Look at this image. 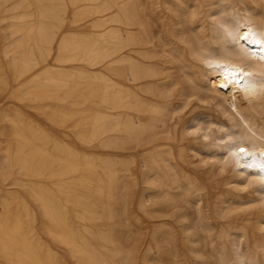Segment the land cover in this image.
<instances>
[{
    "label": "bare ground",
    "instance_id": "6f19581e",
    "mask_svg": "<svg viewBox=\"0 0 264 264\" xmlns=\"http://www.w3.org/2000/svg\"><path fill=\"white\" fill-rule=\"evenodd\" d=\"M240 1L0 0V94L34 109L0 108V264H264V0Z\"/></svg>",
    "mask_w": 264,
    "mask_h": 264
},
{
    "label": "rangeland",
    "instance_id": "374dc122",
    "mask_svg": "<svg viewBox=\"0 0 264 264\" xmlns=\"http://www.w3.org/2000/svg\"><path fill=\"white\" fill-rule=\"evenodd\" d=\"M163 1V0H161ZM243 8H244V4L242 1L238 0L237 2V9L240 15H244L243 14ZM58 35H60V33H57ZM32 77V76H31ZM13 86V85H12ZM17 89V88H16ZM57 108H61L62 110H71L69 106L64 107L63 104H58L56 105ZM2 107H7V108H12L13 110H23L25 113H27L28 115H33L32 112L34 111V109H25L23 108L22 103H18L17 101L13 100L10 97V92L9 90L3 91L0 94V108ZM39 107L38 105H33L32 108H36ZM89 107H81V108H76V113L79 116H86L91 114L90 109H87ZM194 110V111H193ZM183 113L181 111H179L176 115L174 116V119L170 121V124L174 127H176V129L179 130V133H181L182 129L184 126H186L187 124H192L195 116H204V114H207L208 111L204 109V107L200 104H195V103H191L188 106H186L185 109H182ZM47 129L49 130V132H51V134L55 137L61 136L63 137V132L59 131L57 129H54L52 127L49 126V124H46ZM51 130V131H50ZM70 141L72 142V144L79 148L80 150L86 151L87 153H90L91 155H109V156H113L116 155L117 153L115 151H105V150H90L88 149L85 145L81 144L80 142H78L77 140H75L71 135L67 136ZM97 153V154H96ZM124 176L126 178L129 179V174L128 173H124ZM140 187L136 188V190L134 191V194L136 195V193H138L140 191ZM128 206V218H129V222H131V224L133 225V227H137L136 228L138 230V240L140 241V243H143L145 241H147L148 239V232L149 229L152 227V223L154 221L146 218V216H144L140 211H138L136 204H135V197L134 195L131 197V199L128 200L127 202ZM149 226V227H148ZM140 231V232H139ZM142 233V234H141ZM143 236V237H142Z\"/></svg>",
    "mask_w": 264,
    "mask_h": 264
},
{
    "label": "snow or ice",
    "instance_id": "6c2138e0",
    "mask_svg": "<svg viewBox=\"0 0 264 264\" xmlns=\"http://www.w3.org/2000/svg\"><path fill=\"white\" fill-rule=\"evenodd\" d=\"M245 150L244 149H241V152H244Z\"/></svg>",
    "mask_w": 264,
    "mask_h": 264
}]
</instances>
